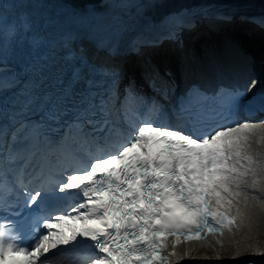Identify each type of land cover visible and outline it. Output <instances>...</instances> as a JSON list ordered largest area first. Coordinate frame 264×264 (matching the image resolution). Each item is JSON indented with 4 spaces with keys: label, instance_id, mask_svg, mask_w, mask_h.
Returning <instances> with one entry per match:
<instances>
[{
    "label": "snow or ice",
    "instance_id": "6c2138e0",
    "mask_svg": "<svg viewBox=\"0 0 264 264\" xmlns=\"http://www.w3.org/2000/svg\"><path fill=\"white\" fill-rule=\"evenodd\" d=\"M20 27L27 33L31 23ZM30 43L34 51L39 48V41ZM43 59L37 57V64ZM33 71L36 81L17 97L21 119L11 136L13 142L31 141L33 150L0 151V165L15 170L23 208L36 215L25 220L23 209L12 212L0 185V262L11 254L22 257L13 264H58L67 256L75 264H170L176 255L164 251L170 237L175 247L180 237L206 240L232 226L226 210L236 194L232 185L255 177L254 166L261 163L243 151L254 127L251 117L236 118L234 100L246 89L237 86L228 94L233 103L223 123L214 122L220 113L193 111L182 125L149 115L126 126L112 123L88 139L83 129L92 123L94 105L91 97L76 100L73 85L80 72L74 69L66 83L57 79L45 87L43 67ZM85 102L88 107H81ZM33 112L43 113L40 122L26 119ZM66 116L69 131L84 138L66 139L61 162L54 164L41 151L45 126ZM146 133L164 146L154 149Z\"/></svg>",
    "mask_w": 264,
    "mask_h": 264
},
{
    "label": "bare ground",
    "instance_id": "6f19581e",
    "mask_svg": "<svg viewBox=\"0 0 264 264\" xmlns=\"http://www.w3.org/2000/svg\"><path fill=\"white\" fill-rule=\"evenodd\" d=\"M178 1L190 5L198 3V0H134L132 4L133 9L130 11L129 15L121 19L129 23V25L143 24L144 21H153L164 5L176 3ZM233 1L242 4L246 3L253 8H264V0ZM116 19L115 15H111L107 17V21L105 20L104 22L105 25H108V27L113 30L118 40H120L127 36L131 28L121 21L118 23ZM261 37H264V35ZM212 40L213 37L210 40H206L210 46L213 44ZM215 41H218V44L220 43L217 37ZM208 44L206 45L209 46ZM157 56L158 55H156V57ZM163 60L170 65H176V60L171 56H166ZM177 60L179 63L180 60ZM146 68L147 73L154 77L155 73L153 71L152 62H149ZM133 69L134 67L130 68L129 72H134ZM136 84H138L137 81L133 83L134 87L130 89L127 82H124V86L117 96V106L123 104L129 92L132 94L137 93ZM139 104H143V101H140ZM248 140L253 143L252 148L248 149L245 146L243 151L248 152L249 155L253 156L261 163L254 166L257 172L255 177L249 174L240 182L239 187L232 185L236 194L232 199V204L227 207L236 212V227L231 230L230 233L225 232V234H219V236L217 235L216 237H208L206 240H198L197 243H186V245L175 244V247L172 246L173 244L169 245L168 248L170 252L174 251L176 253L175 256L171 257V261L174 264H185L189 257L197 255L198 253H206L208 255L215 254L228 262H232L242 255L257 250L264 252V242H262L264 240V128L254 127L249 134ZM242 163L246 162L242 161ZM254 179L255 186H253ZM244 251L246 252L244 253ZM58 263L75 264V258L73 256H67Z\"/></svg>",
    "mask_w": 264,
    "mask_h": 264
},
{
    "label": "trees",
    "instance_id": "16d2710c",
    "mask_svg": "<svg viewBox=\"0 0 264 264\" xmlns=\"http://www.w3.org/2000/svg\"><path fill=\"white\" fill-rule=\"evenodd\" d=\"M254 44H255L254 42H250V46H254Z\"/></svg>",
    "mask_w": 264,
    "mask_h": 264
},
{
    "label": "rangeland",
    "instance_id": "374dc122",
    "mask_svg": "<svg viewBox=\"0 0 264 264\" xmlns=\"http://www.w3.org/2000/svg\"><path fill=\"white\" fill-rule=\"evenodd\" d=\"M262 242H264V240Z\"/></svg>",
    "mask_w": 264,
    "mask_h": 264
}]
</instances>
